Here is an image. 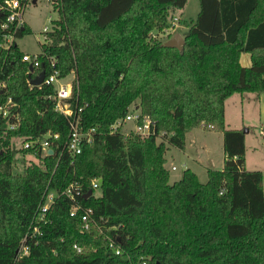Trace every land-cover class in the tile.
Listing matches in <instances>:
<instances>
[{
	"label": "trees",
	"instance_id": "1",
	"mask_svg": "<svg viewBox=\"0 0 264 264\" xmlns=\"http://www.w3.org/2000/svg\"><path fill=\"white\" fill-rule=\"evenodd\" d=\"M49 1L58 19L41 51L56 58L61 77L73 75L70 102L81 109L84 129L96 132L79 155L66 151L69 126L54 108L53 88L27 85L24 53L17 44L2 47L0 26L1 101L11 99L20 120L10 131L14 118L0 119V264H264V177L245 169L246 134L227 130L224 117L231 96L264 94V0H198L181 51L163 47L158 36L169 11L188 0ZM27 34L25 25L16 37ZM241 54L250 55L248 67ZM39 60L47 73L45 56ZM135 108L165 133L161 142L109 134ZM201 127L222 134V170L207 169L201 183L186 169L170 183L166 151L185 150L186 135ZM48 132L58 135L51 155L12 146ZM94 179L100 196L80 202L116 227L105 233L120 254L95 229L84 231L81 213L71 217V202L59 196L37 244L28 241V255L18 258L46 194L71 183L86 194Z\"/></svg>",
	"mask_w": 264,
	"mask_h": 264
},
{
	"label": "built area",
	"instance_id": "2",
	"mask_svg": "<svg viewBox=\"0 0 264 264\" xmlns=\"http://www.w3.org/2000/svg\"><path fill=\"white\" fill-rule=\"evenodd\" d=\"M29 1L30 0H3V2L0 4V17L3 15V13H5L4 21L0 25L1 29L4 31V35L2 37V47L4 49H9L13 46V44H16V36L18 31L23 29L26 25L23 16ZM177 21L178 18L169 20L161 34L170 35L171 33H173L175 27H177ZM50 30H48L47 28L43 29L44 42H46L47 40L46 33H48ZM41 55L45 56L48 62L47 73L44 70L40 69L41 62L39 58ZM22 62L27 63L33 69L32 72L28 71L29 79L27 80V85L30 88L35 87L30 85V79H34L42 71L44 72L43 82L37 87L41 88L42 86H48L53 88L54 94L52 95V98L55 100L54 108L59 114L66 118L69 126L68 139L64 145V148L72 157L79 155L84 145H89L94 141V134L96 131L95 128L84 129V127L81 125V109L74 110L72 106L73 104L72 102H70L73 96V75L70 74L66 77H61L60 73L55 69L56 58L46 56L42 51L36 55L24 53V55L22 56ZM3 87L4 85L0 84V119L8 120L10 117H13L14 122L8 125V129L10 131H15L18 129L20 121L19 115L17 113L13 115V111L15 110L17 105L13 103L11 99H7L4 102L1 101V90ZM109 134L120 135L124 139H130L132 137L147 138L150 136H156L157 139H160L165 135L164 132H157L156 123L149 117L142 116L138 111H136V108L134 110H130L123 119L117 120L112 125H110ZM57 139V134L48 132L44 136L36 139H13L20 140L21 146L19 148L14 145L15 143L13 140L11 141V143L15 149L23 151H33L34 153H39L41 157H45L51 155L48 152L52 151V142L56 141ZM31 158L33 157L31 156ZM175 170L176 167H171V171ZM98 184H100L99 179H94L91 181L90 189L88 191L91 192V195H88V192L85 194V192H83L82 186L76 183L69 184L64 190L61 191V193L49 191L45 196L44 203L40 205L33 221L31 222L29 232L26 234L23 242L21 243V246L17 252L18 258H22L28 255V241L34 242V245L37 244V236L41 235V225L50 223L47 214L50 207L54 204L56 198H58L59 196H63L71 202V217H74L76 216V214L81 213L80 220L84 231L95 229L98 235L109 241V246L111 248H114L115 254L119 255V248L114 247V241L105 233V230L107 232L111 229H116V227H105L102 217H95L92 209L83 207L79 199L81 196L84 199L92 196ZM222 192L223 191H221L220 194H222ZM73 248L77 253L81 252V249L77 245H74ZM142 264L146 263L143 262Z\"/></svg>",
	"mask_w": 264,
	"mask_h": 264
},
{
	"label": "rangeland",
	"instance_id": "3",
	"mask_svg": "<svg viewBox=\"0 0 264 264\" xmlns=\"http://www.w3.org/2000/svg\"><path fill=\"white\" fill-rule=\"evenodd\" d=\"M198 13V0H188L183 10L177 12L169 11L167 22L173 18H178L177 27H175V30L170 35L161 34L162 32L160 31L159 40L165 43L172 39L175 34H179L184 40L187 28L196 20ZM23 19L29 28V34L24 35L22 38H17L16 44L23 53L30 55L39 54L41 52L40 45L44 43L43 29L47 28L50 30L52 21L57 20L58 15L53 11L49 0H35V4H33V0H30L24 11ZM239 59L241 66L248 67L250 65L249 54H241ZM225 119V127L227 124L229 127H236L242 131L248 129V133L246 134L247 152L245 166L248 171H260L264 177V132L261 133L260 131V122L263 123L264 121V95L260 99L254 94H235L231 96L225 102ZM202 128L204 130L208 129ZM204 130L198 128L186 135L185 150L182 151L170 147L166 151L165 168L169 172V181H178L183 171L189 169L197 173L201 183L206 182L207 175L205 168L195 163V160L198 158L202 161L201 164L207 163V161L205 162V154L200 149V145L202 142H209L210 144L211 140L209 132ZM13 141L17 148L21 146L20 140ZM157 142L159 143L161 140L158 139ZM212 142L220 141L214 139ZM17 158H20V154L17 155ZM221 159V154L213 147L211 155L212 164L208 167L212 169L219 168ZM25 160L27 162H34V159L30 156H26ZM173 166L176 167V171L170 170ZM22 169L23 167L18 163L15 165L14 171L21 172ZM93 194L100 196V184H98Z\"/></svg>",
	"mask_w": 264,
	"mask_h": 264
},
{
	"label": "crops",
	"instance_id": "4",
	"mask_svg": "<svg viewBox=\"0 0 264 264\" xmlns=\"http://www.w3.org/2000/svg\"><path fill=\"white\" fill-rule=\"evenodd\" d=\"M244 67H246V66H244ZM262 95H264V94H262ZM262 95H260V96H257V97H259V99L262 97ZM224 117H225V110H224ZM225 123H226V119H225ZM260 125H261V127H260V131H261V133L262 132H264V121H263V123H261L260 122ZM227 130H239V129H237L236 127H229V125H227L226 124V127H225ZM200 129H202V130H204L202 127L200 128ZM204 131H207V132H209V138H210V144H209V142H200L201 143V145H200V149L201 150H203V152H204V154H205V162L207 161V163L206 164H201L202 163V161L198 158V159H196L195 160V163L196 164H199V165H202L204 168H205V170H207V169H212V168H209L208 166H210L212 163H211V155H212V149H213V147H215L216 149H217V152L218 153H220L221 154V156H222V159H221V163H219L220 164V167L219 168H215L214 170H222V168H223V163H224V159H225V156H224V153H223V148H222V134L221 133H217V132H214V131H208V130H204ZM213 134V135H212ZM246 136L247 135H245V145H246V152H247V142H246ZM214 139H217V141H220V142H212ZM214 144V145H213ZM219 145V146H218ZM186 146V145H185ZM186 148V147H185ZM245 159H246V156H245ZM204 162V163H205ZM245 163H246V160H245ZM214 168V167H213ZM245 169H246V166H245ZM170 170H171V168H170ZM247 170V169H246ZM176 171V170H175ZM248 171V170H247ZM260 172V171H259ZM195 174L197 175V173L195 172ZM170 179V178H169ZM173 182H175V181H170V183H173Z\"/></svg>",
	"mask_w": 264,
	"mask_h": 264
},
{
	"label": "water",
	"instance_id": "5",
	"mask_svg": "<svg viewBox=\"0 0 264 264\" xmlns=\"http://www.w3.org/2000/svg\"><path fill=\"white\" fill-rule=\"evenodd\" d=\"M33 4H35V0L33 1ZM183 45H184L183 38L179 34H175L172 39L168 40L167 42L163 44V47L181 51L183 49ZM32 71H33L32 67L29 66V72H32ZM43 79H44V72L42 71L36 78L30 79V85L37 87L41 85V83L43 82ZM243 133L247 134L248 129H245ZM48 153L52 154V151H49ZM88 195H91V192H88Z\"/></svg>",
	"mask_w": 264,
	"mask_h": 264
}]
</instances>
